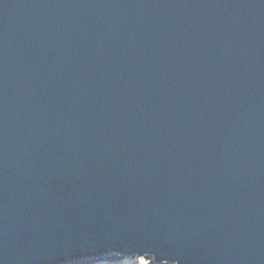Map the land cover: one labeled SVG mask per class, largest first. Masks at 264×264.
<instances>
[{
	"label": "water",
	"instance_id": "1",
	"mask_svg": "<svg viewBox=\"0 0 264 264\" xmlns=\"http://www.w3.org/2000/svg\"><path fill=\"white\" fill-rule=\"evenodd\" d=\"M264 264V0H0V264Z\"/></svg>",
	"mask_w": 264,
	"mask_h": 264
},
{
	"label": "rangeland",
	"instance_id": "2",
	"mask_svg": "<svg viewBox=\"0 0 264 264\" xmlns=\"http://www.w3.org/2000/svg\"><path fill=\"white\" fill-rule=\"evenodd\" d=\"M86 264V263H83ZM87 264H151L150 259L144 257H123L120 260L113 261H100L95 263H87Z\"/></svg>",
	"mask_w": 264,
	"mask_h": 264
}]
</instances>
